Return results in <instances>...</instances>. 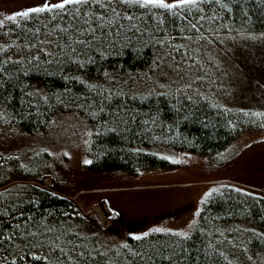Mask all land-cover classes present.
Instances as JSON below:
<instances>
[{"label": "trees", "instance_id": "obj_1", "mask_svg": "<svg viewBox=\"0 0 264 264\" xmlns=\"http://www.w3.org/2000/svg\"><path fill=\"white\" fill-rule=\"evenodd\" d=\"M101 2L111 4L112 0ZM197 3L198 7L177 5L172 10L116 3L121 16L104 27L105 37L115 47L88 51L91 61L82 67L71 52V47L79 46L72 45L68 37L79 35L77 27H85L83 9L76 16L73 5L68 4L64 11L29 13L3 22L0 66L10 75L0 72V130L45 131L58 114L79 113L92 130L89 169L135 174L172 166L159 153L163 149L210 154L228 147L241 133L263 127L264 120L254 122L260 118L254 113L225 110L186 91L134 92L133 77L152 64L167 39L191 33L207 22L206 16L248 23L255 31L264 29V0ZM96 12L112 18V10L99 4L92 6V13ZM124 13L133 19H125ZM157 14L163 16V22ZM92 22L97 23L95 17ZM105 51L107 55H103ZM35 56L40 59H32ZM44 179L0 184V264H55L57 260L59 264H264L260 256L251 259V254L236 258L231 243L212 229L213 223L224 224L233 218L228 208L255 227H264L261 193L243 195L224 189L212 195L187 238L174 231L151 230L138 235L139 239L127 235L125 242L111 244L109 234L116 237L119 229L110 223L122 219L121 215L116 217L107 208L109 225L104 226L97 216L82 212L72 197L43 186Z\"/></svg>", "mask_w": 264, "mask_h": 264}, {"label": "rangeland", "instance_id": "obj_2", "mask_svg": "<svg viewBox=\"0 0 264 264\" xmlns=\"http://www.w3.org/2000/svg\"><path fill=\"white\" fill-rule=\"evenodd\" d=\"M43 2L0 0V20L6 22L11 14ZM206 18L191 33L167 39L152 64L133 77L134 92L178 89L195 98H208L225 110L259 113L254 122L262 123L264 29ZM52 121L45 131L0 130V184L42 176L43 186L72 197L82 212L97 216L104 226L109 225L107 208L112 210L122 219L110 223L120 236L109 234L111 244L158 228L191 234L207 200L224 189L264 197V126L241 133L228 147L210 154L163 149L159 153L172 166L130 174L89 169L85 161H90L92 130L79 113H60ZM227 211L233 218L213 223L214 232L231 243L235 257L251 254V259L260 256L264 263V227L239 218L237 210Z\"/></svg>", "mask_w": 264, "mask_h": 264}, {"label": "snow or ice", "instance_id": "obj_3", "mask_svg": "<svg viewBox=\"0 0 264 264\" xmlns=\"http://www.w3.org/2000/svg\"><path fill=\"white\" fill-rule=\"evenodd\" d=\"M116 3H120V4H128V5H139L140 7H144V8H148V9H152L155 7H160L166 10H172L174 8L177 7V5H192V6H199L197 3V0H171V2H168V0H112L111 4H103L101 2V0H57V2H49V0H44V2L40 5H37L35 7L32 8H28L27 10H24L22 12H17V13H13L11 14L10 17H8L9 19H15L17 16H25L28 17L29 13H43V12H51L53 9H59L61 11L66 10L65 6L68 4L73 5V9L75 12L76 16H80L81 15V10H84V16L85 19L83 20V24L85 25V27H77L76 28V33H78L79 35H74V36H69L68 39L72 41V45H77L79 46V48L77 47H71V52L74 53L76 55L77 60V64L79 66H84L86 62L91 61V57L87 55L88 51H100L101 48H107V47H115L114 41L110 40L108 38L105 37V33H104V27L109 24V23H114L116 20V17L121 16V13L119 11H116L114 5ZM99 4L101 8H109L112 10V18L109 19L103 12H96V13H92V6ZM224 7H228V5H224ZM93 17H95L97 23L93 24L92 20ZM123 17L125 19L128 20H132L133 17L130 14L124 13ZM158 19L163 22V16L160 14H157ZM3 21L0 20V24H2ZM121 27L123 25H120ZM70 27H74L73 25H70ZM64 29H61V31H63ZM38 31V29H37ZM107 40V43H106ZM159 43H164V41H158ZM5 47H7V45H5ZM31 47V46H30ZM63 47H70L69 45H62L61 48ZM47 55L51 56L52 53L48 52L47 49L44 50ZM61 54L63 55L64 53L61 51ZM108 52L105 51L103 53V55H107ZM73 57L70 56L69 59L71 60ZM32 59L35 60H39L40 57L39 56H35L32 57ZM4 63H8V60H5ZM0 72H4L5 76L10 75L8 72H6L4 70V68L2 66H0ZM107 75V73H106ZM76 79H82L81 77H76ZM3 81L0 80V84H2ZM89 87H95V85L93 84H89ZM42 95V98L47 101L48 100V96L46 95ZM257 115H259V113H257ZM86 163H90V161H85ZM210 191H218V189H212ZM240 191H244L243 189H240ZM206 196L208 195V193L205 194ZM152 231H156V232H164V231H174L172 229H153ZM144 235H147V233H145ZM179 235L182 237L187 238L189 236L188 232L185 231H179ZM138 239L140 238L139 236L137 237ZM7 239L11 240V236L9 235L7 237ZM57 248L60 249V253L61 255H64V249L60 247V245H56ZM124 247L127 248L128 245L125 243ZM33 255H35V253H33ZM80 256H84L85 253L84 252H80L79 253ZM137 255H140L139 253H137ZM157 255H159V253H157ZM142 259L144 257H141ZM45 259H49L48 257H45ZM69 259H71V257H69ZM149 259H151V257H149ZM170 259V258H169ZM55 264H59V261L57 260L55 262Z\"/></svg>", "mask_w": 264, "mask_h": 264}]
</instances>
